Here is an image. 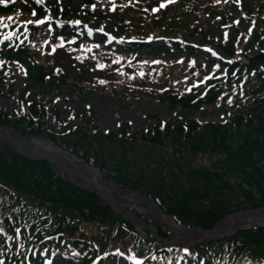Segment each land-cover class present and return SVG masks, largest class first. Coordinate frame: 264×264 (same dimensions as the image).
<instances>
[{
  "label": "trees",
  "instance_id": "obj_1",
  "mask_svg": "<svg viewBox=\"0 0 264 264\" xmlns=\"http://www.w3.org/2000/svg\"><path fill=\"white\" fill-rule=\"evenodd\" d=\"M46 1L0 0V25L13 43L0 49V97L14 95L10 62L23 64L29 79L25 112L0 110V125L50 138L186 226L210 230L230 214L264 208V0H68L108 6L77 13L48 9ZM96 17L115 20L133 40L107 44L65 26ZM20 26L30 32L19 45ZM169 36L178 39L153 48L138 40ZM186 37L200 38L220 57L185 47ZM63 88L164 109L156 124L135 134L125 123L118 134L96 127L59 134L41 120L49 97ZM51 113L60 117L56 107ZM134 258L141 264H264V227L164 249L51 164L15 154L0 139V264H133Z\"/></svg>",
  "mask_w": 264,
  "mask_h": 264
},
{
  "label": "rangeland",
  "instance_id": "obj_2",
  "mask_svg": "<svg viewBox=\"0 0 264 264\" xmlns=\"http://www.w3.org/2000/svg\"><path fill=\"white\" fill-rule=\"evenodd\" d=\"M48 7L57 6L62 11H73L78 10H88V8H81L76 3H69L67 0H49L47 2ZM99 6H95L92 10H100ZM76 29L79 33L84 34L87 31L91 32V35L98 39L101 37L108 38L111 42L115 41H128L129 36H122L120 30L117 28L114 21H107L105 24L101 25L100 19L94 20L92 23H75ZM7 29L0 27V47L7 44V39L4 38V34ZM171 38L170 40H172ZM160 42H153L152 45H161ZM187 46L197 47L198 53L204 56H209L214 52V50L207 48L199 39H186ZM9 77L14 85V96L12 98H0V110L3 112L12 113L19 108L21 97L25 91L26 86L29 83V79L22 65L11 63L8 66ZM71 72L76 73L77 70L74 68L70 69ZM52 81V80H51ZM51 101L50 109L56 107L60 112V120H70L69 126H79L86 128L83 122L84 117L93 119L94 123L102 131H110L118 133L121 129L123 123H127L130 126L131 132H138L147 128L149 125L156 123L158 117V110L162 109L157 105H145L142 103H133L127 100L103 98L91 95H82L78 91L72 90V92L67 91V89H61L58 97H49ZM23 110V109H21ZM52 128L56 131H62L63 126L56 120V118L50 113L46 119ZM202 122H206L207 119L201 118ZM14 141V137H11ZM10 147L14 150H18L10 141ZM148 208H151L149 203H146ZM136 207V205H134ZM138 207V206H137ZM131 220V219H130ZM135 223L134 220H131ZM240 225V223H239ZM258 225V224H257ZM237 227V226H234ZM233 228V227H232ZM142 229V228H141ZM167 233L172 238H181L182 235L185 236L183 230L169 231ZM189 232V231H188ZM192 234V232H189ZM191 237V236H187ZM202 236H196L189 240H180L182 243H192L196 239Z\"/></svg>",
  "mask_w": 264,
  "mask_h": 264
},
{
  "label": "bare ground",
  "instance_id": "obj_3",
  "mask_svg": "<svg viewBox=\"0 0 264 264\" xmlns=\"http://www.w3.org/2000/svg\"><path fill=\"white\" fill-rule=\"evenodd\" d=\"M12 143L22 150L39 152V153L48 155L50 157H53L55 159L57 158L60 159V161L62 162V165L64 166V170L66 171L70 170L71 165L78 167V171L84 176L91 179L92 182L97 184L99 189L102 192H104L106 195L111 196L113 199H115L118 202L121 200L126 204L130 203L133 206L136 205V207L138 206L137 208L139 212H142V214L157 216L163 222L165 221L164 222L165 224L169 223L168 220L163 219L162 214L158 212V209L154 204L150 203L151 208H148L146 206V203H148V201L143 196L135 194V193H131L128 191L120 190L116 186L108 184L101 178L100 174L95 170L88 169L87 171V170L82 169L81 166L83 165V163L76 161L74 158L70 157L69 155L60 152V150L56 146L51 144L50 141L28 136V137H24V140H22V143L20 142L17 143V141H13ZM261 213H262L261 215L264 216V210ZM260 218L261 217L259 216L233 217L230 220L224 221L219 226L218 230L220 232L228 231L232 229L233 226H237L239 225V223L241 224L247 220L253 221V222L254 221L259 222ZM172 230H174V227L172 228ZM176 236L178 237V235Z\"/></svg>",
  "mask_w": 264,
  "mask_h": 264
},
{
  "label": "water",
  "instance_id": "obj_4",
  "mask_svg": "<svg viewBox=\"0 0 264 264\" xmlns=\"http://www.w3.org/2000/svg\"><path fill=\"white\" fill-rule=\"evenodd\" d=\"M2 134H5L7 136V139L9 141L13 140L11 139V137L17 138L19 140V142L22 143V140H24V137L22 135H20L17 131H15L13 128L10 127H1L0 126V136L3 137ZM13 151V150H12ZM15 153L21 154L25 157H27L28 159L31 160H46L49 163H52L53 165H55L57 168L61 169V171H58L60 175H62L63 177H66L65 174L69 175L68 179L71 183H73L74 185L82 188L85 191L94 193L98 196H100L102 199L106 198V194L104 192H102L99 187L97 186V184H95L94 182L91 181V179H89L88 177L84 176L83 174H81L78 171V167H75L74 165H71L70 170L66 171L64 170V166L62 165V162L60 161V159H55L53 157H50L48 155H45L43 153H39V152H34V151H27L26 153L23 151H13ZM90 169L87 165L83 166L82 169L87 170ZM88 171V170H87ZM103 178V177H102ZM104 179V178H103ZM116 202H114L113 200L110 201L108 200V205L116 212L119 214L124 215L125 217H133V218H138L137 216L133 215L130 212L127 211H120L115 207ZM117 205V204H116ZM264 209H258V210H250V211H243V212H239V213H235L231 216H228L227 218L224 219V221L226 220H230L233 217H237V216H259L261 217L260 220L264 221V216H262L261 212ZM162 212V211H161ZM162 214H164L162 212ZM166 216V215H165ZM167 217V216H166ZM170 220H172L170 217H167ZM139 219V218H138ZM253 221H245L242 223L241 226H238L232 230H228V231H223L222 233L217 232L216 228H214L211 231H204L202 229H181L184 231L185 237L187 236H199L201 235V238L196 239L193 244H198V243H202V242H207V241H212V240H218L221 238H226V237H231L243 230L249 229L250 227H252V225L254 226V224H252ZM144 225L146 226V224L144 223ZM192 232V234H190L189 232ZM190 234V235H189ZM154 236L156 237V235L154 234ZM191 238V237H188ZM172 244H176L175 241L167 244V245H172Z\"/></svg>",
  "mask_w": 264,
  "mask_h": 264
}]
</instances>
